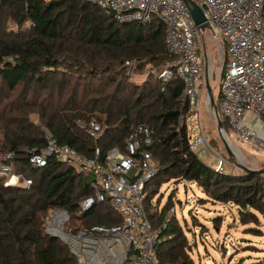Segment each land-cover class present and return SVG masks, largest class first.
I'll return each instance as SVG.
<instances>
[{"label":"trees","instance_id":"16d2710c","mask_svg":"<svg viewBox=\"0 0 264 264\" xmlns=\"http://www.w3.org/2000/svg\"><path fill=\"white\" fill-rule=\"evenodd\" d=\"M129 61L135 62L132 75ZM172 61L156 17L119 23L84 0H0V152H13V170L32 177L28 189L4 187L0 179V264H77L61 240L45 233L49 208L67 210L79 227L120 222L107 196L78 215V201L94 195V170L76 172L53 159L40 168L29 165V150L46 143L45 129L86 157L98 147L101 163L111 148L125 152L134 127L149 128L151 144L144 147L157 172L145 187L143 206L160 229L159 264H194L183 226L166 216L172 192L159 209L154 201L164 183H192L200 203L235 205L244 224L264 219L263 175L215 170L190 149L192 115L183 83L177 76L157 77ZM135 74L141 82L132 79ZM219 94L218 88V116L230 135ZM91 121L100 126L97 139L88 133Z\"/></svg>","mask_w":264,"mask_h":264},{"label":"built area","instance_id":"2783aa9c","mask_svg":"<svg viewBox=\"0 0 264 264\" xmlns=\"http://www.w3.org/2000/svg\"><path fill=\"white\" fill-rule=\"evenodd\" d=\"M99 6L119 23L149 22L158 18L165 27V45L173 61L157 72L162 81L177 76L183 83V95L189 102L196 130L192 131L190 149L205 158L207 141L199 122V103L205 91L203 55L199 53V36L183 0H84ZM203 9L209 29L225 45V62L219 83V111L227 118L238 141L264 150V0H194ZM133 74L135 62L126 63ZM85 126L83 122L79 123ZM91 138L101 134L100 126L87 125ZM46 143L32 148L28 163L33 168L45 166L50 159L67 164L76 172L94 170L91 182L94 195L78 201V215L94 202L107 196L120 222L108 226L79 227L70 222L67 210L52 207L43 217L45 233L58 238L75 257L77 264H159L156 247L160 229L153 228L143 202L145 187L156 175L151 153L150 130L143 124L134 127L126 140L125 152L118 148L106 151L99 162L100 149L94 157L81 155L74 148L60 144L45 129ZM14 153L0 152V179L4 187L28 189L32 177L13 170ZM225 161L219 159L215 170ZM170 212H167L169 215Z\"/></svg>","mask_w":264,"mask_h":264},{"label":"rangeland","instance_id":"374dc122","mask_svg":"<svg viewBox=\"0 0 264 264\" xmlns=\"http://www.w3.org/2000/svg\"><path fill=\"white\" fill-rule=\"evenodd\" d=\"M198 51L203 55L204 83L208 78L217 105L218 88L222 73L225 50L218 34L205 28L198 38ZM146 76V75H145ZM134 81L141 82L142 75L135 74ZM199 122L208 144L201 159L213 166L223 159L221 170L237 171L240 168L259 170L264 168V150L238 141L231 130L228 135L229 151L225 150L216 129L212 107L206 91L199 103ZM35 120L36 117L33 116ZM196 117H192L191 129L196 130ZM226 132V131H225ZM264 177V174H263ZM171 181L162 184L155 199L157 209L162 207L172 192L171 208L166 215L183 226L188 236V253L194 264H264V219L257 224L242 223L235 205L221 202L197 201L199 191L192 183ZM156 205V204H155ZM254 227V228H253Z\"/></svg>","mask_w":264,"mask_h":264},{"label":"water","instance_id":"95a60500","mask_svg":"<svg viewBox=\"0 0 264 264\" xmlns=\"http://www.w3.org/2000/svg\"><path fill=\"white\" fill-rule=\"evenodd\" d=\"M183 1H184L185 5L187 6L189 13L191 14V17H192L195 25L197 26V29L200 32H202L205 28H210L208 23H207L206 17L204 15L203 9L200 6H198L194 0H183ZM205 91H206L208 100L210 101V105L212 107V114L215 118L216 129H217L218 135L221 138L226 149L229 151V145L227 143L228 136H227L225 130L223 129L222 123L219 119L217 106L214 102L213 92H212V89L210 87L208 78L205 80ZM244 169L246 171H249V172H256L257 174H261V175L264 174V168L259 169V170H253V169H249V168L244 167Z\"/></svg>","mask_w":264,"mask_h":264}]
</instances>
